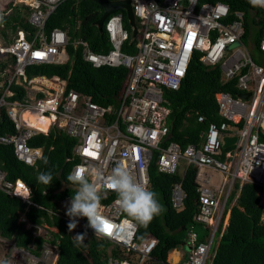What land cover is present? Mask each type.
Returning a JSON list of instances; mask_svg holds the SVG:
<instances>
[{
  "label": "built area",
  "instance_id": "obj_1",
  "mask_svg": "<svg viewBox=\"0 0 264 264\" xmlns=\"http://www.w3.org/2000/svg\"><path fill=\"white\" fill-rule=\"evenodd\" d=\"M62 0H14L31 8L28 22L33 25L29 39L19 36L0 48L14 59L13 70L6 87L0 93V113L4 107L14 123V133L0 135V143L12 144L15 157L26 164H34L41 157L40 147L28 145V139L37 132L47 134L54 127L74 139L70 156L75 160L69 174L85 169L90 179L97 173L107 176L117 165L128 168L138 182L149 187V165L155 159L156 169L171 174L184 160L186 166L197 168L196 183L198 211L193 221L209 228L206 240H199L192 227L187 232L190 249L184 260L168 257L166 261L151 255L157 239L147 236L141 242L134 240L137 225L122 214L115 201L117 195L102 190L101 207L104 231L120 245L123 257H108L100 264H205L214 236L225 225V208L235 182L239 186L250 182L264 194V8L248 6L247 12H231L226 2L207 0H130L137 33L127 30L123 14L111 13L104 21L110 48L106 52L92 51L84 40L82 56L93 66H123L128 69L122 91L114 102L103 105L90 95L66 89L65 82L53 76L26 75V67L41 62H64L67 59L65 31L52 28L45 22ZM232 14V17H230ZM247 25V28H246ZM135 41L134 51H124L125 41ZM194 54L208 67L220 70L221 81L233 82L239 93H215L220 123L209 122L204 140L188 143L184 148L171 139L168 124L169 108L164 104L165 89H177L186 74ZM256 57V59L254 58ZM3 75V73L1 74ZM247 76V78H244ZM14 83L25 90L22 100L8 99L14 94L9 86ZM250 92L247 98L241 94ZM28 114L36 116L42 127ZM203 121V116L197 117ZM236 136L234 144L224 148L223 138ZM221 175L217 188L205 170ZM0 189L31 203L30 189L21 179L9 181L0 169ZM184 192L177 182L171 190L172 205L181 209ZM232 204V203H231ZM230 204V205H231ZM70 222V217H64ZM263 219V217H262ZM73 236L82 231L93 234L86 217H77ZM264 220V219H263ZM45 238L38 246L18 245L15 237L0 236V259L9 264H56L58 248L50 240L46 226ZM178 258V257H177Z\"/></svg>",
  "mask_w": 264,
  "mask_h": 264
},
{
  "label": "trees",
  "instance_id": "obj_2",
  "mask_svg": "<svg viewBox=\"0 0 264 264\" xmlns=\"http://www.w3.org/2000/svg\"><path fill=\"white\" fill-rule=\"evenodd\" d=\"M220 1L226 2L231 12L239 9L246 13L251 5L248 0ZM11 4L12 0L7 6ZM28 11V6L16 4L8 15H2L1 23L10 29L9 32L6 28L2 30L4 42L15 36L17 28L31 29L27 22ZM101 14L102 7L93 0H64L48 16L45 28L47 31L54 27L65 29L70 43L74 38L80 37L88 41L92 50L104 52L110 48L108 36L106 31L99 32L94 25ZM123 19L125 28L129 30L124 12ZM134 42L125 41L122 49L134 51ZM67 51L70 56L68 62L28 66L27 73L57 74L67 79V89L73 88L79 93L90 95L92 100L99 104L114 102L115 97L122 91L128 69L123 66L93 67L82 59L80 46L69 44ZM12 61L9 59V62ZM5 65L0 61V71L4 70ZM233 82L234 80L221 81L220 70L216 66L208 67L203 64L198 59V54H194L179 87L165 89L163 92L166 100L164 104L169 108L167 120L171 139L178 142L182 148L188 143L203 141L204 135L200 134L206 133L209 122L220 123L223 120L218 114L215 93L222 90L236 96L239 92L232 87ZM19 94L22 95L23 90ZM198 116H203L204 120L198 121ZM14 131L13 122L2 109L0 135ZM74 143V139L54 127L50 128L47 134L36 133L28 140L30 146H40L43 150L42 157L35 165H27L18 160L12 144L0 143V168L5 172L7 180L20 178L31 188L33 204L25 210L26 219L37 224L46 221L49 225L57 227V231L53 233V241L59 249L57 264H99L109 254L119 255L117 247H111L109 250L110 242L93 236L88 240L83 232L80 234H84V240L77 243L67 227L69 221L51 216L46 210L56 208L65 196L75 194L72 188L56 192L62 181L69 183L66 179L68 169L75 160L66 161L65 158L70 156ZM184 164L185 161L180 160L179 166L184 167V173L180 172L178 166L171 174L158 171L155 159L149 165V188L156 193V198L164 210L146 227L137 225L135 239L141 240L149 233L155 235L158 244L152 254L160 260L166 258L168 250L184 244L183 238L190 227L194 230L196 225L197 230L198 227L204 228L199 240H206L210 232L209 228L193 221L199 207L195 182L197 168L193 164ZM42 172L52 174L51 184L37 183V176ZM177 182L181 183L184 192L181 209L175 208L171 202V189ZM229 199H235V202L229 209L224 230L221 232L220 225L216 233L218 244L211 264H264V220L258 186L245 182L240 187L239 183L235 182ZM25 206L26 202L0 189V234L14 235L19 245H26L33 238L31 231L24 227V222L18 220ZM34 241L39 245L42 239L36 236Z\"/></svg>",
  "mask_w": 264,
  "mask_h": 264
},
{
  "label": "clouds",
  "instance_id": "obj_3",
  "mask_svg": "<svg viewBox=\"0 0 264 264\" xmlns=\"http://www.w3.org/2000/svg\"><path fill=\"white\" fill-rule=\"evenodd\" d=\"M13 1L14 0H12L11 6H7V9H10V12H11V8L13 6H15L16 4H19V3L13 4ZM62 1H64V0H62ZM62 1H60L58 3V5ZM248 2L253 7L264 8V0H248ZM20 5L27 6V5H24V4H20ZM56 7L54 8V10L56 9ZM30 10H31V8L29 7V11H28V14H27V22H28V15H29ZM54 10H52V12ZM116 11H119L122 14L124 12V14H125L124 9H122V8H120V9H118ZM116 11H114V12H116ZM102 12H103V8H102ZM114 12H112V13H114ZM9 13H5L4 11H0V29H4V23H1L2 15H8ZM109 14H111V13H109ZM107 16L105 17L104 21L106 20ZM125 18H126V14H125ZM104 21H103V24H102V28H103L102 32L106 31L104 29ZM126 21H127V19H126ZM127 23H128V21H127ZM123 24H124V19H123ZM30 26H31V29H25L24 27L23 28H21V27L17 28L15 36L12 37V39H7L8 42H4L3 41L4 40L3 36L0 35V38L2 39V42H0V48H4L6 46H9L19 36V31H21L24 34V36L29 39V34L28 33L33 32V30H34L33 25L30 24ZM124 27H125V25H124ZM129 27H132V26L129 25ZM54 28H59V27H54ZM59 29L65 31V33H66V35L68 37V42L65 45L67 59L64 62H41V63H37V64H31V65H28V66H32V65L37 66V65H42V64H64V63L68 62L70 56H69L68 51H67V46L69 44L74 45V47H79V46L81 47V57L83 59V56H82V45L81 44H75V43L77 42V40H84V41H86V40L83 39V38L77 37V38H74L71 41V43H70L67 31L65 29H62V28H59ZM106 34H107V32H106ZM86 42L88 43V41H86ZM108 42H109V40H108ZM88 45H89V43H88ZM261 49H264V41L261 42ZM92 51H94V50H92ZM95 52H98V51H95ZM99 52H102V51H99ZM104 52H106V51H104ZM9 59L13 60L12 63L9 62ZM0 61L2 63L6 64L5 67H4V70L0 71V93H1L3 91V88L6 87V85L8 83V79H9L11 73H12V70H13L12 66L14 64V59H13L12 56H10L8 54V52H6L4 50L3 51L0 50ZM85 62H88V61H85ZM88 63H90V62H88ZM104 66H108V65H104ZM27 67H26V72L25 73H26L28 78H30L33 75H41L42 74V73L28 74L27 73ZM93 67H100V66H93ZM2 73H3V75H1ZM42 75L49 76V77L53 76L56 80H58L60 82H65V88H66L67 79L65 77H61V76H59L57 74H51V75L42 74ZM15 87H18L20 89L16 90ZM9 89H12L14 94L12 96H9L8 99L22 100V97L25 96L26 90L21 85L12 83L9 86ZM21 89L23 90V94L22 95L19 94V92L22 91ZM70 89H73V88H70ZM2 109H4V111H5L4 107ZM5 113H6V111H5ZM6 115H7V113H6ZM35 120H38L36 118V116H35ZM34 123L36 124V122H34ZM38 123H39V120H38ZM31 147H40V146H31ZM225 148H227V147H225ZM42 155H43V150H42ZM42 155H41V157H42ZM40 158H38V159H40ZM36 161L34 162V164H31V165H35ZM27 165H30V164H27ZM69 169H68V176L66 177V179H67V181H69V183H66V182L62 181L60 186H59V188L56 190V192H62L66 188H71L70 186H65L63 190H59L61 188L62 184H73V185H77L78 186V188H76V190L74 189L75 190V194L72 195V196L71 195L65 196L64 199H62V200H60L58 202V205H57L56 208H54V209L48 208L46 210H47L48 214H50L51 216H57V217H60V218H63V219H65L64 217H66V216L70 217L71 219H70V222L68 223L67 227H68L69 231H71L72 236H73L72 230L77 225L76 218L77 217H86L87 220H88V225L87 226H89L92 229H94L96 235H103L104 234V236L103 237H99V239L106 240V241L110 242L109 246H108L109 250L114 248V247H117V249L119 250V255L109 254V256H107V258L108 257H115V256L116 257L117 256L118 257L119 256L123 257L124 254H122V252L120 250V245L114 243L110 239L111 238L110 234L104 233V225H103V222H102V215H101V212H100L101 192H102V190H111V191H114L116 193L117 198H116L115 203H116L119 211L122 214H124L126 217L130 218V220L132 222H134V224H136V225H141V226L146 227L152 221V219L155 216L160 215L162 213V211L164 210L163 206L158 202V200L156 198V193L154 191H152L147 186L146 183L138 182L137 179L135 178V176L132 174V172L128 168L124 167L123 165H117L116 167H114L112 169V171H111V174H109L107 176H103L102 174L97 173L95 179H90L88 177L85 169H76L73 172H71L70 174H69ZM183 173H184V171H183ZM17 179H20V178H17ZM52 179H53L52 178V174L50 172H42V173L38 174V176H37V183H42L44 185H49V184H51ZM149 186H150V180H149ZM29 189H30L29 200L31 201V203H28L27 200H24V199L20 198L23 202H26V206H25L24 211L20 212V216H19L18 220L24 222V227L31 231V233L33 235V238L26 245H21V246H25L26 247L32 242L36 243V245H38L37 242L34 241V238L36 236L41 237V239H42L41 243H42L44 241V239H45L41 235L42 228L44 226H46L47 229L51 232L52 239L50 241L57 246V243L53 241V233L57 231V227L49 225L46 221H42L41 223L37 224V223L29 221L25 217V210L27 209V207L29 205L33 204V201L31 200V193H32L31 192V188L29 187ZM259 189L260 188L258 187V194L261 197V194H263V193L261 191H259ZM232 190H233V188H232ZM232 190H231V192H232ZM238 190H239V187H238ZM238 190H237V192H238ZM10 196H13V195H10ZM234 201H235V199H233V202H231L232 204L229 203L231 205L227 209L225 208V219H226V222H225V225L223 227V230H224V228L226 226V223H227V220H228L229 209L234 204ZM262 217H263V214H262ZM65 221H68V220L65 219ZM30 226L38 227V231L36 232V231L31 230ZM188 230L189 229H187V231H186V238H187ZM223 230H221V232ZM136 231H137V229H136ZM83 233L86 235V238L88 240L91 239L90 238L91 236L96 237L95 235H93L91 233H89V234H87L85 232H83ZM84 234H80L79 233V234L73 236L74 240L77 243L82 242L84 240V237H85ZM135 235H136V232H135ZM135 235H134V240L138 241V242H141L147 236H152V237L156 238L157 239V243H156L154 249L156 248V246L158 244V238L155 235L149 233L146 236H144L141 240H136L135 239ZM0 236L9 237L10 238L12 235L11 236H4V235L0 234ZM96 238H98V237H96ZM176 247L168 250L166 258L163 261H166V259H168V257H171L172 253H173L172 254L173 257H171V258H176L179 261L180 260H184V258L186 257L187 251L186 252L178 251L176 249ZM57 248H58V246H57ZM152 253H153V251L151 252V255L153 256ZM58 256H59V249H58ZM107 258L103 259L102 261L106 260ZM57 260H58V258H57ZM0 264H9V261L7 259H0ZM56 264H57V262H56ZM210 264H211V259H210Z\"/></svg>",
  "mask_w": 264,
  "mask_h": 264
},
{
  "label": "water",
  "instance_id": "obj_4",
  "mask_svg": "<svg viewBox=\"0 0 264 264\" xmlns=\"http://www.w3.org/2000/svg\"><path fill=\"white\" fill-rule=\"evenodd\" d=\"M99 5L102 6L103 12L101 16L94 22V25L97 27L99 32H102V24L105 19V17L120 8L124 9L126 14V19L128 21V24L132 26V36H135L137 33V28L135 25V17L132 11V5L130 0H93ZM250 92H245L241 94L243 98H247L249 96ZM236 140V136H226L223 138V147H228L231 144H234ZM64 185V186H63ZM65 186H70L71 188L75 189L78 188L77 185L73 184H62L61 188L59 190H63ZM30 229L33 231H38V227L30 226ZM184 229V227H183Z\"/></svg>",
  "mask_w": 264,
  "mask_h": 264
},
{
  "label": "rangeland",
  "instance_id": "obj_5",
  "mask_svg": "<svg viewBox=\"0 0 264 264\" xmlns=\"http://www.w3.org/2000/svg\"><path fill=\"white\" fill-rule=\"evenodd\" d=\"M9 1H11V0H0V11H4L5 13H9V12H10V9H7V4H8ZM4 28H6V29L8 30V32H9L10 29H9V27H7L5 24H4ZM2 30H3V29H0V35L2 34ZM0 42H2V39H1V38H0ZM254 58L256 59L255 56H254ZM168 123H169V121H168ZM183 169H184V167L182 168V167L179 166V170H180L181 173H183ZM221 178H222V177H221V175H220L219 173H216V174L212 175V178H211V179H212V183H213L214 185L220 183ZM231 202H233V200L230 201V199H229V200L227 201L226 209L230 206L229 203H231ZM234 202H235V201H234ZM260 203H261L262 206H263V219H264V194H261V197H260ZM203 229H204V228L198 227V230H197V225L195 226V230L198 232V237H200V236L203 235V233H204V230H203ZM217 237H218V236H217V234H216V235H215V239H214V243L212 244V247H211L210 254L212 253V251H213L214 248H215L216 243L218 242ZM183 240L185 241L184 244H182V245H178V246L176 247V249H177L178 251L186 252V251H188V250L190 249V244L186 242V240H187L186 237H184ZM172 254H173V253H172ZM172 254H171V257H173ZM205 264H210V257H208V259L206 260V263H205Z\"/></svg>",
  "mask_w": 264,
  "mask_h": 264
},
{
  "label": "bare ground",
  "instance_id": "obj_6",
  "mask_svg": "<svg viewBox=\"0 0 264 264\" xmlns=\"http://www.w3.org/2000/svg\"><path fill=\"white\" fill-rule=\"evenodd\" d=\"M244 78H247V76H245ZM28 117H29L32 121L36 122V124H37L38 126L42 127V129L45 128V126H44L43 124H41L40 122L38 123V120H35V116H34V115H32V114H28Z\"/></svg>",
  "mask_w": 264,
  "mask_h": 264
},
{
  "label": "crops",
  "instance_id": "obj_7",
  "mask_svg": "<svg viewBox=\"0 0 264 264\" xmlns=\"http://www.w3.org/2000/svg\"><path fill=\"white\" fill-rule=\"evenodd\" d=\"M185 165H186V164H184V166H185ZM205 172H206L207 174H209L211 178H212V175L218 173V172H215V171H212V170H209V169L205 170ZM211 184L214 185V184L212 183V179H211ZM219 184H220V183L214 185V188H215V187L217 188V186H218Z\"/></svg>",
  "mask_w": 264,
  "mask_h": 264
},
{
  "label": "snow or ice",
  "instance_id": "obj_8",
  "mask_svg": "<svg viewBox=\"0 0 264 264\" xmlns=\"http://www.w3.org/2000/svg\"><path fill=\"white\" fill-rule=\"evenodd\" d=\"M104 231H109V226L108 225L104 226Z\"/></svg>",
  "mask_w": 264,
  "mask_h": 264
}]
</instances>
